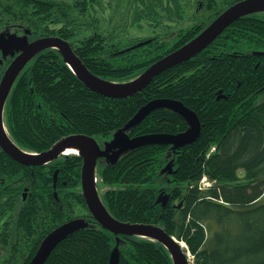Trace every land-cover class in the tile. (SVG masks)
Wrapping results in <instances>:
<instances>
[{"label":"trees","instance_id":"trees-1","mask_svg":"<svg viewBox=\"0 0 264 264\" xmlns=\"http://www.w3.org/2000/svg\"><path fill=\"white\" fill-rule=\"evenodd\" d=\"M241 1L115 0L105 5L104 0H0V33L10 34L8 28L20 26L38 38L60 37L92 74L128 82ZM99 9H112L110 17L97 22L94 11ZM135 26L153 35H127ZM0 64L1 81L8 62ZM262 97L264 12L236 20L199 54L127 98L92 92L56 49L43 50L15 80L4 122L21 150L41 153L70 135L111 139L149 102H181L197 115L199 138L179 149L167 144L138 147L114 164L99 161L97 186L107 188L100 194L104 206L120 222L154 224L184 242L191 264H264ZM187 128L180 115L158 108L128 135H176ZM81 164L78 156H62L29 167L0 149V264H28L46 235L80 216L94 225L62 239L44 264H109L116 236L87 211L80 191ZM167 165L171 174L162 172ZM204 177L211 186L203 189ZM161 191L170 195L165 207L156 203ZM118 238L119 264H173L156 241Z\"/></svg>","mask_w":264,"mask_h":264},{"label":"water","instance_id":"water-1","mask_svg":"<svg viewBox=\"0 0 264 264\" xmlns=\"http://www.w3.org/2000/svg\"><path fill=\"white\" fill-rule=\"evenodd\" d=\"M264 12V0H243L238 2L220 15H218L200 34L192 40L173 51L167 56L149 66L135 79L128 82H111L92 74L76 55L70 43L60 37H44L31 43L26 37L16 38L15 35L0 33V49L12 55L18 52L11 63L6 68L0 81V149L13 161L29 166H43L50 163L62 155L70 147L74 146L79 150L78 156L82 159L80 171V188L86 208L92 219L105 231L116 236L109 264H119L120 239L118 236L140 237L156 241L163 245L169 252L173 264H189L181 243L170 236L164 229L154 224H132L120 222L115 219L104 206L98 191L95 175L99 159L114 164L118 156L132 149L153 144H167L174 149L182 148L195 142L201 133V124L197 115L186 108L181 102L174 100H155L143 106L137 114L122 129L117 130L109 141L103 142V147L89 136L77 134L70 135L58 140L51 148L39 154L28 153L15 145L6 133L4 125V108L7 97L20 72L27 63L39 52L46 49H56L64 63L72 73L92 92L113 99L127 98L143 90L155 76L173 68L192 57L199 54L208 47L221 33L236 20L254 13ZM28 34V33H27ZM164 108L180 115L187 123V130L180 134H158L146 135L140 138L130 139L128 132L140 123L152 111ZM162 172L171 174L173 172L170 165L165 166ZM58 171L55 172V176ZM56 188L54 184V189ZM27 191V190H25ZM26 194H23V197ZM57 196L56 193L54 194ZM170 195L161 191L156 203L163 207L167 206ZM179 204L176 208H180ZM78 220V219H77ZM78 221L72 220L65 223L48 234L40 244L36 254L28 264H44L55 246L71 233L89 228L87 225L73 228Z\"/></svg>","mask_w":264,"mask_h":264},{"label":"rangeland","instance_id":"rangeland-1","mask_svg":"<svg viewBox=\"0 0 264 264\" xmlns=\"http://www.w3.org/2000/svg\"><path fill=\"white\" fill-rule=\"evenodd\" d=\"M105 1V5L107 4V5H110V4H113L114 3V1L115 0H104ZM101 9V8H100ZM98 10V12L95 10L94 11V13H95V17H96V21L97 22H99V20L101 19V20H106L108 17H110L109 15H110V13H111V10L112 9H104V11L103 10ZM91 12H93V11H91ZM188 14L190 15L191 14V12H188ZM188 15V16H189ZM193 15V14H192ZM145 28H147L146 26H144ZM8 31V30H7ZM128 32H127V35H131V36H133L134 38H140V37H146V36H150V35H153V33L152 34H150L149 32H151L149 29H144V30H140V29H138V27L137 26H135V27H133V28H129L128 30H127ZM129 33V34H128ZM261 99H264V97H262ZM7 133V132H6ZM96 140V139H95ZM109 141V138L108 137H105V138H97V142L98 143H100V142H102V141H104V142H106V141ZM102 144H100V146H101ZM122 155V154H121ZM121 155H119L118 156V158H120L121 157ZM239 175L241 176L242 175V173L240 172L239 173ZM106 188V187H105ZM105 188H101V193L105 190ZM107 189V188H106ZM3 196H5V195H3ZM7 197L5 196V199H6ZM4 199V202L6 203V204H13V202L12 201H6ZM176 205L178 206V203H176ZM78 219V220H77ZM75 218V221H78L77 223H75L74 225H73V228H75V227H78V226H83V225H87L88 227H89V225H90V227H92L94 224H93V222L92 221H90V220H87L85 217H78V218ZM182 244V243H181ZM29 245V247L30 246H32L31 244H28ZM184 248H186V245L184 244ZM25 249H27L26 248V246H25ZM19 260L20 259H17V263L19 262ZM189 261L191 262L192 261V256L191 255H189Z\"/></svg>","mask_w":264,"mask_h":264},{"label":"flooded vegetation","instance_id":"flooded-vegetation-1","mask_svg":"<svg viewBox=\"0 0 264 264\" xmlns=\"http://www.w3.org/2000/svg\"><path fill=\"white\" fill-rule=\"evenodd\" d=\"M9 30V32H10V35H15L16 36V38H19V39H22V37H24V31H25V34H26V37H27V41L29 42V43H31V42H33V41H35V40H38V39H41V38H44V37H40L39 36V38H38V35H36L35 33H33L31 30H29V29H26V28H24V30H23V28H21L20 26H15L14 28H8ZM20 32V33H19ZM28 33V34H27ZM48 37H50V36H48ZM2 54L4 55V57H1L2 56ZM19 55V53L18 52H15V54L14 55H12L11 53H9V52H7L6 51V54L3 52V50H1L0 49V60H2V64H4L5 62H8V65H9V63L16 57V56H18ZM4 59V60H3ZM10 59V60H9ZM9 60V61H8ZM7 65V66H8ZM2 65L0 64V67H1ZM55 179H57V175L55 176ZM56 184V183H55ZM56 186V185H55ZM25 190H27V191H25ZM23 194H26V195H24V197H23ZM27 194H28V188H24V191L22 192V200L23 201H26L27 200Z\"/></svg>","mask_w":264,"mask_h":264},{"label":"bare ground","instance_id":"bare-ground-1","mask_svg":"<svg viewBox=\"0 0 264 264\" xmlns=\"http://www.w3.org/2000/svg\"><path fill=\"white\" fill-rule=\"evenodd\" d=\"M137 114V113H136ZM8 135V134H7ZM128 135V134H127ZM129 136V135H128ZM144 137V136H143ZM92 138V137H91ZM129 138L130 139H133V138H131L130 136H129ZM135 138H137V137H135ZM138 138H140V137H138ZM92 139H94V138H92ZM95 140V139H94ZM110 140V139H109ZM96 141V140H95ZM108 141V140H107ZM97 142V141H96ZM103 147V145H101V148ZM65 154H69V155H78L79 154V150L76 148V147H74V146H72V147H70L69 149H67L66 150V152H65ZM123 155V154H122ZM121 155V156H122ZM118 159H120V158H118ZM48 164V163H47ZM168 194V193H167ZM181 246H182V248L184 249V244L182 243L181 244Z\"/></svg>","mask_w":264,"mask_h":264}]
</instances>
